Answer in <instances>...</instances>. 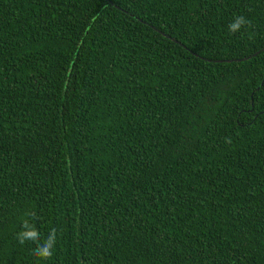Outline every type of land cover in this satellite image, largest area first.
I'll return each mask as SVG.
<instances>
[{
	"label": "trees",
	"instance_id": "16d2710c",
	"mask_svg": "<svg viewBox=\"0 0 264 264\" xmlns=\"http://www.w3.org/2000/svg\"><path fill=\"white\" fill-rule=\"evenodd\" d=\"M0 264H264V0H0Z\"/></svg>",
	"mask_w": 264,
	"mask_h": 264
},
{
	"label": "clouds",
	"instance_id": "9594fccd",
	"mask_svg": "<svg viewBox=\"0 0 264 264\" xmlns=\"http://www.w3.org/2000/svg\"><path fill=\"white\" fill-rule=\"evenodd\" d=\"M249 23L250 22L244 16H237L232 22L229 23L228 32L230 34H236ZM25 228H28L27 224H25ZM38 239L39 234L34 228L21 232L18 235V240L21 245L29 241L36 243V255L42 260H50L52 258L53 249L55 246V229H52L48 238L42 244L38 242Z\"/></svg>",
	"mask_w": 264,
	"mask_h": 264
}]
</instances>
